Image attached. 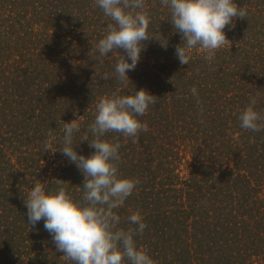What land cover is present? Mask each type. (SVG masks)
Listing matches in <instances>:
<instances>
[{"label":"trees","instance_id":"obj_1","mask_svg":"<svg viewBox=\"0 0 264 264\" xmlns=\"http://www.w3.org/2000/svg\"><path fill=\"white\" fill-rule=\"evenodd\" d=\"M235 2L248 15L225 28L229 44L211 61L193 49L181 65L170 9L145 0L155 37L121 84L114 70L126 53L95 48L111 23L95 0H0V264H73L43 220L30 226L24 199L40 181L82 200L84 176L57 150L63 123L78 119L72 147L88 157L99 99L141 88L159 98L138 117L148 131L136 143L102 137L121 145L120 175L140 181L114 210L117 227H138L128 217L139 212L147 227L134 239L155 264H264V130L239 120L253 97L264 113V0Z\"/></svg>","mask_w":264,"mask_h":264},{"label":"clouds","instance_id":"obj_2","mask_svg":"<svg viewBox=\"0 0 264 264\" xmlns=\"http://www.w3.org/2000/svg\"><path fill=\"white\" fill-rule=\"evenodd\" d=\"M160 3L170 9V22L181 34L182 43L175 50L181 65L189 64L191 50L196 48L211 61L215 52L230 42L225 28L231 30L236 18L245 19L248 15L246 7L238 6L235 0H160ZM95 5L111 20L95 48L101 56L123 49L126 57L119 53L114 70L117 81L123 84L129 81L127 73L136 68L145 49L144 42L155 37L148 31L150 16L144 11L145 0H95ZM110 78L108 73L101 77ZM190 91L200 105L197 89L192 87ZM158 102V97L143 88L129 95H119L117 89L110 96L100 98L94 122L88 129L95 138L89 141L85 135L83 140L89 141V146L95 149L88 157L72 147L74 132L79 131L78 119L63 123V146L57 150L83 174L82 200L73 199L64 187L48 190L44 183L37 181L24 204L30 226L43 220L56 251L73 264H155L134 239L147 227L139 212L128 217L130 224L138 227L127 230L117 227L120 216L114 210L124 205L140 181L120 175L118 150L121 145L102 137L117 132L132 137V142L136 143L139 134L148 131L147 123H142L138 117L144 116L149 106ZM256 103V98H251L239 120L241 128L260 132L264 130V113L255 109ZM48 135L52 136L51 129ZM48 150L57 151L46 147L45 151Z\"/></svg>","mask_w":264,"mask_h":264}]
</instances>
